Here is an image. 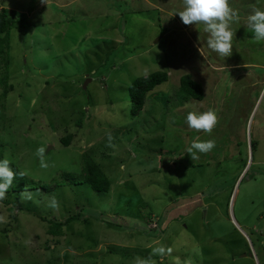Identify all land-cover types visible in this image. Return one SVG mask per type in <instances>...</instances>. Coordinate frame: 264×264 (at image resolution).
Here are the masks:
<instances>
[{"label":"rangeland","instance_id":"1","mask_svg":"<svg viewBox=\"0 0 264 264\" xmlns=\"http://www.w3.org/2000/svg\"><path fill=\"white\" fill-rule=\"evenodd\" d=\"M0 4L29 13L31 29L11 36L4 159L52 183L87 152L111 182L108 192L52 183L44 198L23 196L29 211L0 201V264H264V42L246 25L264 0H230L240 19L228 57L208 47L203 24L182 23V0ZM154 72L169 80L135 114L128 87ZM185 74L203 100L180 103ZM193 110L215 113L211 133L188 128ZM197 138L215 148L194 161ZM78 214L59 236L40 218Z\"/></svg>","mask_w":264,"mask_h":264},{"label":"trees","instance_id":"2","mask_svg":"<svg viewBox=\"0 0 264 264\" xmlns=\"http://www.w3.org/2000/svg\"><path fill=\"white\" fill-rule=\"evenodd\" d=\"M34 7H31L29 12H32ZM29 13L12 11L8 7L0 4V125L5 127V122L7 120L6 110L9 91L12 86L9 84V67H10V47H11V36L14 30H20L19 34L24 35L31 30H24L29 22ZM169 80L168 72H154L148 76L140 77L130 84L128 87L132 102L135 104L134 109L135 114H140V111L144 109L147 102L148 94L153 91L160 84L167 82ZM179 96L181 97L180 103L188 102L190 99L203 100L205 96L203 85L194 80L190 74H185L181 76L180 86H179ZM74 135L69 133L65 137L61 138V142L64 146L71 145L72 138ZM4 138L0 136V160L4 159ZM82 166L78 171L61 172L58 178L53 179L52 183L55 186L78 184V183H88L90 187L95 192H108L111 188V182L95 158L84 152L81 155ZM10 166L15 173L16 177L13 180L12 186L7 190L6 195L3 199H0L1 203L4 205H12L8 208L13 211L16 207L25 209L23 197L21 193H29L31 191L41 192V197L49 193L52 183H41V181L27 176V174L17 167L15 161L9 160ZM25 173L24 176H20L19 173ZM25 196V195H24ZM150 214V213H149ZM151 214L149 215V217ZM42 221H47L48 223V233L53 236H59L62 234L63 226L66 223H71L76 219H80L81 215H73L63 221H56L53 219H48L45 217H40ZM152 219V217H151ZM84 221L88 222L87 219ZM149 223V221H148ZM156 226L159 227L156 222Z\"/></svg>","mask_w":264,"mask_h":264},{"label":"clouds","instance_id":"3","mask_svg":"<svg viewBox=\"0 0 264 264\" xmlns=\"http://www.w3.org/2000/svg\"><path fill=\"white\" fill-rule=\"evenodd\" d=\"M41 3H47V0H41ZM182 4L183 10L175 13L179 15L182 23L185 25L203 24L204 31L208 34V47L222 57L230 56L233 49L231 25L238 23L240 19L237 12L230 7V0H182ZM246 25L247 30L251 31L257 42H264V10L254 8L251 14L247 16ZM216 122V115L212 111L198 112L193 110L189 111L186 116L188 128L196 131L202 130L205 133H211ZM214 148L215 142L213 140L200 141L197 138L187 147V153L195 161L199 158V153H208ZM45 151L44 147L38 148L36 151L42 168L47 167ZM16 175L17 173L11 168L8 159L0 160V199L4 198L7 190L12 186ZM19 175L24 176L25 173L21 172ZM24 195L26 193H21L22 197ZM52 206L55 207V202ZM24 210L29 211V207ZM157 251L163 254L165 250L159 248ZM169 251L171 250L169 249Z\"/></svg>","mask_w":264,"mask_h":264},{"label":"crops","instance_id":"4","mask_svg":"<svg viewBox=\"0 0 264 264\" xmlns=\"http://www.w3.org/2000/svg\"><path fill=\"white\" fill-rule=\"evenodd\" d=\"M147 101H148V99H147ZM146 104H147V102H146Z\"/></svg>","mask_w":264,"mask_h":264},{"label":"water","instance_id":"5","mask_svg":"<svg viewBox=\"0 0 264 264\" xmlns=\"http://www.w3.org/2000/svg\"><path fill=\"white\" fill-rule=\"evenodd\" d=\"M85 88V87H84Z\"/></svg>","mask_w":264,"mask_h":264}]
</instances>
